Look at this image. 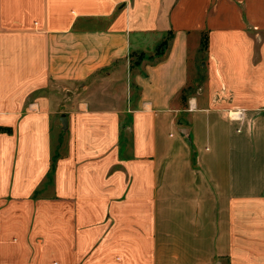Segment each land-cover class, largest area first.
<instances>
[{
	"label": "crops",
	"instance_id": "1",
	"mask_svg": "<svg viewBox=\"0 0 264 264\" xmlns=\"http://www.w3.org/2000/svg\"><path fill=\"white\" fill-rule=\"evenodd\" d=\"M0 264H264V0H0Z\"/></svg>",
	"mask_w": 264,
	"mask_h": 264
},
{
	"label": "rangeland",
	"instance_id": "2",
	"mask_svg": "<svg viewBox=\"0 0 264 264\" xmlns=\"http://www.w3.org/2000/svg\"><path fill=\"white\" fill-rule=\"evenodd\" d=\"M167 38L169 39V42H167V45L164 47V46H161L160 44L157 46V47H155L156 49H155V52H162V53H164V51L167 49V48H169V45H170V38H169V36H167ZM164 43V42H163ZM143 56H144V54H142ZM142 55H140V56H142ZM139 56V57H140ZM203 63V62H202ZM197 68H199V66H197ZM82 85H80L79 83H77L76 85H75V87L74 88H72L71 89V93H76V94H78V93H81L82 92ZM63 91V93H65V90H62ZM65 97V96H64Z\"/></svg>",
	"mask_w": 264,
	"mask_h": 264
},
{
	"label": "built area",
	"instance_id": "3",
	"mask_svg": "<svg viewBox=\"0 0 264 264\" xmlns=\"http://www.w3.org/2000/svg\"><path fill=\"white\" fill-rule=\"evenodd\" d=\"M230 117L233 120H239L241 118V114L234 112V113H232V115Z\"/></svg>",
	"mask_w": 264,
	"mask_h": 264
},
{
	"label": "water",
	"instance_id": "4",
	"mask_svg": "<svg viewBox=\"0 0 264 264\" xmlns=\"http://www.w3.org/2000/svg\"><path fill=\"white\" fill-rule=\"evenodd\" d=\"M62 121H63L64 127H66V124H67V120H66V118H63ZM180 131H181L182 133H188V129H187V128H181Z\"/></svg>",
	"mask_w": 264,
	"mask_h": 264
},
{
	"label": "trees",
	"instance_id": "5",
	"mask_svg": "<svg viewBox=\"0 0 264 264\" xmlns=\"http://www.w3.org/2000/svg\"><path fill=\"white\" fill-rule=\"evenodd\" d=\"M169 38H170V41H171V38H172V37L169 36ZM163 42H164V43H163ZM163 42H162L160 45L165 47V46L167 45V42H169V39L166 38ZM142 56H143V55H142Z\"/></svg>",
	"mask_w": 264,
	"mask_h": 264
}]
</instances>
